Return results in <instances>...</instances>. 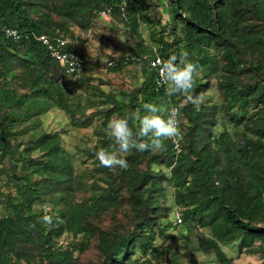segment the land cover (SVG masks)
Wrapping results in <instances>:
<instances>
[{
  "label": "trees",
  "instance_id": "trees-1",
  "mask_svg": "<svg viewBox=\"0 0 264 264\" xmlns=\"http://www.w3.org/2000/svg\"><path fill=\"white\" fill-rule=\"evenodd\" d=\"M123 1L126 19L120 16ZM160 2L0 0V25L21 33L13 39L0 30V264H82L77 252L88 247L92 237L97 239L100 264H137L142 257L150 263L145 257H152L157 248L151 218L169 211L162 205L167 186L172 189L174 219L166 226L183 222L188 228L206 229L207 240L216 247L214 264H236L221 249L226 244H233L238 255L258 256L264 264V0H166L167 20L163 25L156 22L160 29L152 44L137 42L104 58L77 49L74 28L92 29L103 7L112 6L109 17H118L134 30L138 23L153 22L150 8ZM41 34L73 38L66 49L84 58L79 76L66 74L50 57L38 40ZM212 48L220 62L214 75L220 99L208 92L211 77L199 71L193 93L201 97L199 110L183 95L167 97L163 88H156L149 59L137 63L142 79L123 93L124 99L91 83L93 73L102 71L101 59L125 54L150 58L155 53L167 59L187 51L201 67L211 64ZM130 64L109 69L119 72ZM78 85L93 96L84 101L80 94L75 96L71 89ZM29 97L48 106L25 116L15 114L12 109ZM99 102L110 105L100 108ZM145 103L158 104L162 114L173 106L180 109V149L165 140L158 151L133 150L126 156L127 170L102 167L95 151L112 150L113 141L104 133L108 120L115 113L143 115ZM51 109L66 113L83 128L101 113L98 142L80 151L99 178L93 172L88 182L89 176L76 172L75 154L63 147L62 130L44 124L43 115ZM81 186H88L90 194L78 198ZM123 197L133 211V228H99L95 220L115 210ZM44 205H51L48 214L62 222L40 223ZM32 223L35 229L29 227ZM65 233L79 240L62 245L59 238ZM155 264L180 263L171 259Z\"/></svg>",
  "mask_w": 264,
  "mask_h": 264
},
{
  "label": "rangeland",
  "instance_id": "rangeland-1",
  "mask_svg": "<svg viewBox=\"0 0 264 264\" xmlns=\"http://www.w3.org/2000/svg\"><path fill=\"white\" fill-rule=\"evenodd\" d=\"M146 3H158L159 0H144ZM160 2L161 5L151 7V16L154 18L151 23H138L136 29H132L130 26L124 24L118 17H105L96 19L92 26V33L87 34L86 30L80 31L76 27L74 32L78 34L76 47L81 52L92 58H104L111 54H115L122 51H127L135 43L141 42L144 44H152V36L160 29V25H157V21L161 22V25L167 20L166 13V0ZM70 39V35H66ZM73 39V38H72ZM71 39V40H72ZM213 60L208 66H201L199 71L206 73L211 77L213 86L208 90L214 100H219L218 90L215 85L214 75L219 70L220 62L217 59V51L215 48L211 49ZM93 79L91 83L95 86H99L106 92H115L119 98H125L124 92L137 86L142 79V68L139 64H130L124 66L119 72L112 71L109 68L102 69V71H96L93 73ZM75 79V78H72ZM103 82V83H101ZM74 95L80 94L83 98L86 96H93L91 90H88L85 86L78 85L73 87ZM84 101V100H83ZM110 104L98 103V107H107ZM47 102H39L33 97L27 98L23 103L14 107L12 111L19 115L25 116L35 111L41 110L47 107ZM88 110L87 112H90ZM116 115V113L114 114ZM78 117V116H77ZM79 119V118H77ZM44 124L49 129L62 130V145L63 147L75 154L74 162L76 172H84L88 178V182L93 180L90 175L93 172L94 164L90 159H85V154H80V151L84 147L93 146L98 142L97 130L101 124V113H96L92 119L91 124L88 127H76L70 120L69 116L59 110L51 109L48 113L43 115ZM85 159V161H83ZM96 176V177H95ZM95 179L99 178V175L95 172ZM166 198L162 203L163 207L169 206L168 210H163L162 215L158 216L156 213L152 214L151 222H154L153 229L157 234L154 244L157 246L152 257H145L150 260V263L144 260V257L139 258V255H135V258H139L137 264H155L157 261L166 262V260L174 259L180 264H214L216 247L207 240L208 231L199 227H186L183 222L175 226H166L167 221L174 219L173 212L174 206L172 202V189L167 186L165 188ZM90 194L89 187L83 188L82 186L76 191L78 198L87 196ZM125 199V200H124ZM117 206V208L111 212L104 213L95 220L96 224L102 230H117L118 232L129 231L134 226L133 211L130 208L126 198ZM51 205H48L50 208ZM169 212V215H164ZM79 237H74L71 234H63L59 238V242L65 245L67 242H77ZM97 239L92 237L88 247H86L81 253L77 252L79 261L82 264H100V254L96 247ZM221 249L227 255L235 258L236 264H260L261 259L256 255L240 254L238 255L236 247L233 244L222 245ZM35 264H44L41 260H37Z\"/></svg>",
  "mask_w": 264,
  "mask_h": 264
},
{
  "label": "clouds",
  "instance_id": "clouds-1",
  "mask_svg": "<svg viewBox=\"0 0 264 264\" xmlns=\"http://www.w3.org/2000/svg\"><path fill=\"white\" fill-rule=\"evenodd\" d=\"M3 31L8 35L16 36L12 29L4 28ZM66 60L74 67L77 65L75 57L69 54ZM157 68L159 78L155 83L164 89L165 96L183 95L186 103L192 104L199 110L201 97L193 93L200 66L189 58V53L183 51L170 55L167 59H159ZM181 124L179 108L173 106L164 109L162 114L161 107L156 103L143 104V115L138 111H129L123 116L113 115L104 128L105 135L113 141L112 150L98 149L95 151L96 159L102 167L127 170L129 165L126 156L133 150L141 153L158 151L162 149L165 140L171 141L179 150L184 139ZM43 207L45 214L41 217L40 223L51 226L54 221L62 222L59 216L48 214L47 205ZM29 227L35 229L36 224L32 223Z\"/></svg>",
  "mask_w": 264,
  "mask_h": 264
},
{
  "label": "built area",
  "instance_id": "built-area-1",
  "mask_svg": "<svg viewBox=\"0 0 264 264\" xmlns=\"http://www.w3.org/2000/svg\"><path fill=\"white\" fill-rule=\"evenodd\" d=\"M125 3L124 1L120 4L119 6V10H120V16L124 19H126V15H125ZM113 11V7L112 6H105L103 7L99 12L98 15L100 17H109L112 14ZM4 28H8V29H12L15 31L16 36H11L6 34L3 29ZM0 30L3 32V34L6 37H10L13 39H19L21 37V33L12 27H8L5 25H0ZM92 33V29L89 28L87 30V34L90 35ZM38 40L44 45V47L46 48L48 54L50 55V57L54 60H56L57 62H59V64L63 67L64 72L68 75H74V76H79L81 73V70L84 66V58L83 56L78 52V51H74V50H69L66 49V46L70 43H72V40L67 37V36H48L46 34H41L38 36ZM67 54H69L71 57H75L76 61H77V65L74 67L72 64L68 63L66 60V56ZM145 60V59H149L150 62V66L151 68L154 69V82L159 78L158 76V68H157V63L159 59H163L160 55H158L157 53H155L154 55H151L149 58L148 54H142V55H137V54H125L124 56H113L109 59L106 60H99L98 61V66L101 69H106L109 67H113V66H118L121 64H129V63H133V64H137L138 62H140L141 60ZM156 88H160L156 85ZM173 148L175 150L176 147L173 145ZM177 222L181 221V217L179 215V213L177 214Z\"/></svg>",
  "mask_w": 264,
  "mask_h": 264
}]
</instances>
